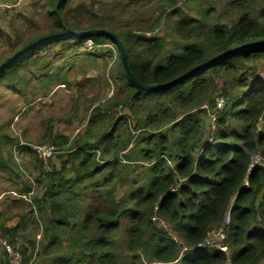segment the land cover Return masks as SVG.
<instances>
[{"label":"trees","instance_id":"1","mask_svg":"<svg viewBox=\"0 0 264 264\" xmlns=\"http://www.w3.org/2000/svg\"><path fill=\"white\" fill-rule=\"evenodd\" d=\"M164 1L167 16L160 19L166 20L170 36L156 34L155 28L142 34L117 32L100 20L88 21L89 26L75 30L103 29L114 33L123 45L133 77L148 86L177 80L227 50L264 41V0H226L223 15L233 19L225 24L213 9L201 10L200 19H196L187 16L175 1ZM47 5L61 32L66 17L78 12L73 10L70 0H51ZM87 39L100 46L102 56L111 55L106 47L101 48L106 38ZM260 59H264V48L215 63L169 89L144 93L127 78L119 55L128 93L124 106L134 118L138 105L148 107L152 101L169 97L176 113L190 121V128L177 140L174 170L162 160L158 168L152 169L144 186L135 187L119 201L115 199V187L121 181L119 154L127 150L132 139L129 132L120 135L129 130L128 126L124 128L126 122L122 118L109 124L112 129L94 144L90 143L89 129L69 143L65 138L52 141L56 147L67 145V160L61 163L60 170L41 171L37 182L45 195L41 201L35 200V204L46 225L48 246L59 252L62 236L66 235L71 242L69 253L79 248L71 257L68 254L63 264H262L264 169L255 168L248 173V167L252 155L264 158V82L257 76L250 80L244 72L246 64ZM52 79L53 75H48V82ZM218 79L225 81L222 91L225 106L217 116L212 142H205L200 121L192 120L188 113L199 109L202 99L212 94V87L216 88ZM176 86L180 88L172 90ZM215 108L216 103L211 102L210 109ZM95 119H99L98 114L89 123ZM146 120L147 117L138 118L134 129L148 134L140 126ZM175 121L170 118L166 122ZM142 141L145 147H152L146 154L145 150L140 151L143 161L166 157V148L161 145L166 140L161 136L151 134ZM101 143L110 150L118 149L113 161L107 158V150L104 155L97 154L96 147ZM69 173L74 177L66 180ZM179 179H187V184L171 193ZM244 180L247 187H243ZM156 205L158 216L171 227L181 245L152 222ZM229 208L228 253L198 248L206 234L221 225ZM115 231L122 234L123 242L117 243ZM183 247L187 249L184 252ZM27 263L23 258V264Z\"/></svg>","mask_w":264,"mask_h":264},{"label":"rangeland","instance_id":"2","mask_svg":"<svg viewBox=\"0 0 264 264\" xmlns=\"http://www.w3.org/2000/svg\"><path fill=\"white\" fill-rule=\"evenodd\" d=\"M48 1L51 2L1 0L0 65L37 40L65 30L78 32L75 29L89 26L88 21H104L117 32L142 34L155 28L156 34L170 36L166 30V20L160 19L167 16L164 14V0H70L73 10L78 12L66 17L62 32L48 13ZM173 1L187 16L196 19H200L201 10L208 8L213 9L218 17L222 16L223 24L233 19L223 15L226 0ZM85 40L69 39L50 44L0 75V230L8 221L20 215L27 222L26 235L29 236L22 237L25 245L21 246L26 250L23 258L28 261L27 264H59V259L67 258L68 254L71 257L79 251L78 248L69 253L71 242L66 235L62 236L59 252L54 247H48L46 225L41 221L35 204V200H39L43 194L37 182L41 171L45 167L58 170L61 160L66 157L67 145L56 147L52 144L55 138H65L69 143L78 134H85L87 129L89 137L102 136L109 123L122 118L126 122L124 128L128 126L129 130L120 135L132 134L130 150L134 149L130 157L122 160L119 169L121 181L115 187V199L119 201L135 187L144 186L149 178V175L145 177V173L150 169L141 159L140 151L145 143L142 140L157 133V137L162 135L170 143H175L178 136L187 131L183 125L187 119L175 128H171L172 123L166 122L170 118L181 119L172 108L169 97L152 101L148 107L138 105L134 118L124 106L128 93L116 46L110 40L105 41L101 48L106 47L111 55L102 56L99 53L102 49H84L82 43ZM244 72L250 80L257 76L264 82V59L246 64ZM48 74L53 75L50 82L46 80ZM224 83V80H216V88H211L212 94L202 99L198 110L189 113L200 121L205 131V142L212 136L207 111L213 112L211 102L223 98ZM177 88L180 87L172 90ZM143 98L147 99L145 94ZM205 106L207 111L200 113ZM97 114L99 119L89 123ZM140 117L148 118L146 123L144 121L140 125L148 134L134 129ZM149 120L153 122L150 124ZM170 149L174 151L173 146ZM48 155L50 157L43 163L40 158ZM167 161L174 165L172 160L166 158L167 167ZM158 227L167 231L170 237L173 235L168 224L166 228ZM113 236L117 243L124 241L120 232L115 231ZM3 246L18 247L1 236L0 232V264H7L8 254Z\"/></svg>","mask_w":264,"mask_h":264},{"label":"water","instance_id":"3","mask_svg":"<svg viewBox=\"0 0 264 264\" xmlns=\"http://www.w3.org/2000/svg\"><path fill=\"white\" fill-rule=\"evenodd\" d=\"M90 37H104L107 40H110L116 46V48L119 52L121 63H122L123 68L125 70V74H126L127 78L129 79V81L131 82V84L133 86L137 87L138 89L146 91V92H148V91H161V90L169 89V88L173 87L174 85L179 84L182 81L187 80L189 77L193 76L194 74L201 72L203 69H206V68L212 66L215 63H218L222 60L231 58L235 55L241 54V53L246 52V51H250L253 49H257V48H264V41L245 45V46H241L238 48H233V49L227 50V51L217 55L216 57L212 58L211 60L206 62L204 65L199 67L194 72L187 74V75H185V76H183L177 80H174V81L169 82V83L156 84L153 86H148V85H143V84L139 83L133 77V75L129 69V66H128V62H127V58H126V55L124 52L123 45L114 33L109 32L107 30H103V29H91V30L82 31V32H72L70 30H65L62 33H58V34H54L51 36L41 38V39L35 41L34 43L30 44L29 46L25 47L24 49H22L21 51H19L15 55H13L11 58L7 59L5 62H3L0 65V75L3 74L5 72V70H7V69L23 62L24 60L32 57L40 49H42V48H44L50 44H53V43L59 42V41L69 40V39H84V38H90Z\"/></svg>","mask_w":264,"mask_h":264},{"label":"built area","instance_id":"4","mask_svg":"<svg viewBox=\"0 0 264 264\" xmlns=\"http://www.w3.org/2000/svg\"><path fill=\"white\" fill-rule=\"evenodd\" d=\"M0 7H1V0H0ZM84 49L93 50L96 48H99L100 46L96 45L91 39H86L82 43ZM1 49V46H0ZM216 108L213 112L207 111V106H205V110L208 112L209 116V123L211 126V134L215 130V122L217 120L218 114L224 109L225 101L220 98L215 101ZM213 138L211 136L210 140L208 142H212ZM50 157L48 155L46 158H40L43 163L46 162V160ZM47 168V167H45ZM255 168H262L264 169V158L260 154H254L251 156L250 164L248 167V173L252 171ZM187 184V179H179L176 182L175 187L171 190V193L177 192L181 187H184ZM158 206L156 205L154 208V214L151 218L152 222L157 223L159 226L166 228L164 220H162L158 214ZM230 225V212L228 211L221 223V225L213 230H210L205 238L202 240V242L198 245V248L207 249V250H218L224 254L228 253V247L226 244L227 240V232ZM171 229V228H170ZM172 240H174L178 245H181V242L179 239L176 238V236L171 235ZM4 250L8 254L7 264H23L22 262V256L18 249L11 246H3ZM187 249L183 247V252ZM226 264H230L229 262H226Z\"/></svg>","mask_w":264,"mask_h":264},{"label":"crops","instance_id":"5","mask_svg":"<svg viewBox=\"0 0 264 264\" xmlns=\"http://www.w3.org/2000/svg\"><path fill=\"white\" fill-rule=\"evenodd\" d=\"M0 11H1V8H0ZM48 75H50V74H48ZM48 75L46 76V80H47V77H48ZM19 92V91H18ZM124 110H122V112H123ZM192 111H194V110H192ZM192 111H190L189 113H191ZM188 113V114H189ZM187 114V115H188ZM188 116H190V115H188ZM179 117L181 118V119H179V120H177V119H175L176 121L174 122V123H172V128H173V126H174V124H175V127L177 126V125H179L180 124V122H182V121H184V119H183V116H181V115H179ZM191 118H192V120L193 119H195L194 117H192V116H190ZM197 120H198V118H196ZM189 122L190 121H185L184 123H183V125L187 128V130L190 128V126H189ZM110 124V123H109ZM111 124H113V123H111ZM109 128H111V126H109L108 125V127L106 128V130L104 131V133H106L107 132V130L109 129ZM112 129V128H111ZM110 131V130H109ZM209 131L211 132V130H210V128H209ZM120 133V131H118L117 132V134H119ZM154 134H157V133H154ZM78 135H80V134H78ZM212 135V134H211ZM164 140H166V141H164V142H161V145L163 146V147H165L166 148V157L164 158V157H162V159L159 161V159H153L151 162H146V161H144V162H146L147 164V167H149V169L150 170H148V172H146L145 173V177L147 176V175H149V178H150V173H151V171H152V169L155 167V168H158L159 167V165L161 164V161L162 160H164V161H166V158L167 157H169L172 161H173V164L174 165H172L169 161H167V165H168V167L167 168H169L170 170H174V168H175V165L177 164V161H176V155H177V140L179 139V137L180 136H178V139L176 140V142L175 143H170L166 138H164V136H162V135H160ZM102 136H92L91 137V139H92V142H90V143H92V144H94L93 142H96L97 143V141L101 138ZM157 137V136H156ZM90 139V140H91ZM131 142H132V140L129 142V145H128V148H127V150H125L124 152H122V153H120L119 154V157H120V164L122 163V160H125L127 157H130L131 156V154L133 153L132 151H133V149L134 148H132L131 150H130V148L132 147L131 146ZM216 145V143H214V145L213 146H215ZM171 146H173V150L174 151H172L171 149H170V147ZM96 149H97V154L98 155H104V151L105 150H107V158L110 160V161H113V159H112V157L114 156V155H116L117 154V152H118V149H117V152H116V150H110V147H106V144L105 143H101L98 147H96ZM142 149L143 150H145V154H146V152L147 151H149L150 149H152V147H145V143L143 144V147H142ZM168 158V159H169ZM169 159V160H170ZM66 160H67V157H65V160H61V162H60V166H61V163H66ZM163 161V162H164ZM60 166H59V169L58 170H60ZM67 168H70V164L67 166ZM73 177H74V175L73 174H71V173H69V174H67V176L65 177V179L67 180V179H70V178H72L73 179ZM41 185V184H40ZM248 186V184H247V180H244V182H243V187H247ZM41 188H42V185H41ZM43 189V188H42ZM263 194H264V189H263V192H262ZM44 195H45V190L43 189V194L40 196V198H39V201H41L42 199H43V197H44ZM29 204H31V203H29ZM37 207V206H36ZM37 209H38V207H37ZM227 211H230V208L227 210ZM28 213V212H27ZM41 219V221L42 222H44L43 221V219L42 218H40ZM28 227H29V225L27 224V222L23 219V218H21V215L20 216H17L15 219H13L12 221H8L4 226H3V228L0 230V232H1V234H2V236L3 237H5L6 239H8L9 241H10V243H15V246H17L18 248V251L20 252V254H25V252H26V250L23 248V247H21V246H24L25 245V243H24V241H23V239H22V237H24V236H29V235H26L28 232H26V230L28 229ZM253 228H255V227H253ZM25 232V233H24ZM177 237V236H176ZM17 240H19L20 242H17ZM30 243V242H29ZM49 247V246H48ZM22 256V255H21ZM63 261H65V258H61V259H59L58 260V263L59 264H63ZM264 262V261H263ZM263 262H262V264H263Z\"/></svg>","mask_w":264,"mask_h":264},{"label":"bare ground","instance_id":"6","mask_svg":"<svg viewBox=\"0 0 264 264\" xmlns=\"http://www.w3.org/2000/svg\"><path fill=\"white\" fill-rule=\"evenodd\" d=\"M231 222V221H230ZM229 227H230V225H229ZM229 229V228H228Z\"/></svg>","mask_w":264,"mask_h":264}]
</instances>
